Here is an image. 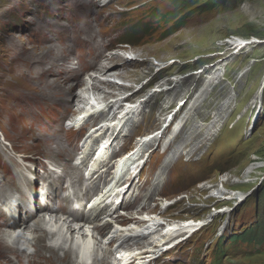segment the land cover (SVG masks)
<instances>
[{
	"label": "rangeland",
	"instance_id": "374dc122",
	"mask_svg": "<svg viewBox=\"0 0 264 264\" xmlns=\"http://www.w3.org/2000/svg\"><path fill=\"white\" fill-rule=\"evenodd\" d=\"M94 2L97 3L90 4L89 0H0V137L5 135L18 142L20 140L18 135L23 131L25 136L27 135L28 130L20 127L18 108L24 109L30 105L35 108L33 115L36 116L41 111L50 109L51 105L54 108L65 105L56 100L57 96L63 93L48 92L57 89L54 84L57 81L52 87H45L44 81L37 84L35 77L32 81L22 78L26 74V69L34 73L39 70L37 63L30 64L31 55L32 60H38L36 57L40 56L43 47H48L59 39L58 36H53V40H48L49 30L47 31L45 27L50 25V20L54 22V26L57 22L55 27H59L58 29L53 27V33L61 31L62 23L70 25L67 34L74 36L75 43L77 35L81 36L75 35L74 31L80 30V26H76L82 24L87 15L96 23V33L103 29L111 31L110 37L105 35L107 40L117 37L118 40L128 43L134 41L136 51L128 55L140 54L147 58L146 64H140L139 67L126 64L123 67L130 71L138 68L142 74L140 78L144 81L148 80L146 73L149 70L142 67L154 66L155 62L159 63L158 58L163 56L168 65L157 72L167 73L160 74V78H156V82L151 86L171 78L176 72L186 76L198 68L217 64L226 58V67L229 66L228 79L217 85L215 92L224 86V94L235 95V99L218 111V114L222 112L224 115L222 120L216 121L219 118L215 111L200 107L203 116H200L199 124L196 120L193 122V129L198 131L203 144L208 141L212 146L205 145L207 153L204 155L196 154L190 160L184 156L183 161L186 165L183 166L181 160L178 167H172L170 184L164 189L165 198L157 196L160 205L150 211V214H159L157 211H161L164 206L161 204L162 200L166 203L177 200L176 208L165 212L170 219L209 222L195 230L192 237L182 242L167 255L169 257L162 258L158 264H264V60H260L264 58V0H209L207 5L199 7L205 1L199 2L184 13L177 7V0H94ZM88 5L93 8L92 12H88L90 10ZM177 15L178 18L174 19ZM67 18L68 22L64 21ZM167 28L170 29L159 39H153ZM176 35L179 36L175 38V43L169 50H166L167 53L160 50L164 43H169L172 36ZM235 36L253 39L256 43L248 46L240 55L226 56L220 45ZM150 37L152 38L149 42H146V38ZM101 38L103 40L104 35L101 34ZM147 45L149 47H146ZM49 52L46 54L47 58L41 61L42 65L45 64L43 65L45 70L50 69L47 62L54 54L52 51ZM74 54L77 56L76 51ZM249 58L256 60L246 61ZM249 63L253 67L251 71L242 81L235 82ZM74 69L80 73L77 66ZM132 74L134 76L131 78H138L136 72L132 71ZM48 77L50 78L46 81L47 85L54 79L49 73L44 74L43 78ZM112 79L122 81L118 78ZM213 93V98H223L217 93L214 97ZM50 94L52 98L49 97ZM194 99L196 100L195 95L191 101ZM57 109L62 111L63 108ZM207 109L209 113L206 114ZM20 114H23L21 110ZM149 124L152 122L144 124L143 130L148 128ZM37 126L40 131L38 123ZM211 127L224 129L212 131ZM53 128H57L59 140L62 139L66 143L60 125L55 124ZM39 131L36 130L35 134L37 135ZM50 133L41 136L49 140L52 138ZM215 133L219 134L214 136ZM33 138L37 139V136ZM59 143H61L59 147L64 145L60 141ZM20 154L25 156L23 158L29 157ZM161 154L163 152H160ZM158 157L159 155H155L149 163L152 171L156 169ZM160 159L163 160V157L160 156ZM0 173L6 177L9 174L7 171ZM228 178L241 181V184L230 188L235 192H245L242 199L214 200L208 196V188L201 189L203 185L220 188L221 182ZM11 182L14 185L3 182L0 178V184L4 187L16 188V182ZM159 216L162 217V214ZM44 240L43 243H46ZM18 258L0 260V264L4 261L16 264H63L73 262L74 256L67 254L62 257L63 261H58L54 257L46 260L39 256Z\"/></svg>",
	"mask_w": 264,
	"mask_h": 264
},
{
	"label": "bare ground",
	"instance_id": "6f19581e",
	"mask_svg": "<svg viewBox=\"0 0 264 264\" xmlns=\"http://www.w3.org/2000/svg\"><path fill=\"white\" fill-rule=\"evenodd\" d=\"M89 3L96 4L97 2H94V0H89ZM72 6L74 7V3ZM89 8L90 10H88V12H92L93 8L91 6H89ZM68 20L69 18L65 19L64 21L68 22ZM53 24L54 22L50 20V25L45 27L47 31L49 30V35L47 36L48 40H53V36H58L59 39L48 47H43V50L41 49L42 51L39 54L40 56L36 57L38 60H32L33 57L31 55L29 59L30 64L34 65V63H37L39 70L34 73L32 71L29 72V70L26 69V74L25 76L23 75L24 77L22 78L32 81V78L35 77L36 83L38 84L39 82L44 81L43 84L45 85V87H52V84L57 81V83H54L57 89L48 91L51 94L55 91L57 93H63L62 95L57 96L56 100L60 101V104L65 105H59L57 106V108H63L65 113L71 112L73 114H76L75 117H77V114L79 113V116L81 117H79L78 119H82L86 116L87 122L91 119V117L98 118L101 116H105V112L103 110H91V108H93L94 106L104 105L105 107L113 108L115 110V108L118 109L123 104L122 100L118 98L115 99L112 97L117 95L121 96L130 92L133 96H139V99H142L139 105L136 103L138 99L125 104V107L128 109H141L139 110V112L136 110L137 113L132 112L131 110V112L133 113L132 116L135 117L136 120L132 118L129 113H126L125 123L127 124L126 129L128 130V132L124 135H117L115 137V139H117L120 144H126L127 140L131 136L139 132V127L142 124H147L149 120L154 125L163 124V122H165L164 116L165 113L167 114L168 109L170 107H173L175 103L176 105H179L183 102L181 109L184 113L180 117V119L182 120V125L176 137L171 141L165 139V148L163 154L160 155V153L156 151L152 155V157H155V155L163 157L160 170L157 171L155 175H153V180H158L156 182V187L161 190H164L170 184L169 179L172 167H178L181 160L183 162V166L186 165L183 161L184 156H187L190 160L196 154L204 155L205 153H207L205 145L209 146L210 144L208 143V141L203 144V140L199 138L198 131L193 129V122L196 120V122H198L199 124L200 116L203 114L201 108L205 107L215 111V115H218L219 118L216 121L222 120L224 115L222 114V112V115L218 114V111H220L224 106H226L227 103H231L235 99V95L226 96L224 94V86L218 92H215V87L221 84L222 81L228 79L227 75L229 71V66L226 67V58L220 61L224 64H221L219 62L211 66L210 69L203 70L202 72L197 69L189 75L181 76V73L175 71L176 73L172 75L173 77L171 76V78L164 79L162 81L157 82V84H155L154 86H151V84L156 82V80L159 79L163 73H167V71H164L163 73L157 72L160 69H164L168 65V61H164L165 58L163 56L158 58L159 63L156 64L155 62L154 66L148 67L147 65H145L144 67H142V69L147 68L149 70L146 73V78H148V80L144 81L141 80L143 78H140L142 74L139 72L138 68L136 70L133 69L130 71L128 68L123 67L126 64H134L135 67H139L140 64L144 65L147 60V58H143V56L140 54L136 56L131 54L128 55V53L136 51V45L134 41H132L131 45H124L122 48V52H119L117 54L107 53L106 51L108 50L109 46H115V43L118 41V39L117 37H113L112 40L106 39L107 35L109 37L111 36V31L109 29H103L100 30L99 33H96V23L89 15L86 16L85 21L82 22V24L76 26H80V30L74 31L75 35L81 34V36L77 35L78 41L76 43L74 42V36L72 34L71 36H68L67 34V32L70 31V25L59 23L61 25V31H59L60 33H53V27L56 26L57 22H55V26ZM55 28L58 29L59 27L57 26ZM169 29L170 28L163 30V32L157 34L153 39H159ZM101 34L104 35L103 40L101 38ZM178 36L179 35L172 36V38L169 40L170 42L164 43L160 50H162L163 52L169 50V47H171L175 43L174 40ZM151 38L152 37L146 38V42H149ZM108 41H110L111 44H109L110 42ZM255 43L256 41L253 39L247 40L240 36H235L231 40H228L224 42V44L220 45V48L225 51L226 56L228 54L240 55L245 52V49L248 46H251ZM146 47H149V45H147ZM89 48L94 49V54L89 53L87 55V58L81 61L80 53H82L83 50H87ZM232 48L233 51H231ZM160 50L159 52H161ZM235 50L236 52L234 53ZM49 51L54 52V54L52 59L47 62L50 66V69L48 68V70H45L43 69V65L45 64L42 65L41 61L44 60L43 58H47L46 54L50 53ZM75 51L77 53V56H75L74 54ZM165 53H167V51ZM255 60L256 59L253 60L252 58H249L246 61L250 62ZM260 60H264V58ZM83 65L91 66V68H94L95 72H97L98 75H94V77L90 78L91 80L95 81V84L93 85L91 91L89 88H87L88 86L84 85L82 90L78 93L77 88L83 83V81L81 79L80 73H77L74 68L75 66H77L78 71L80 72L79 68ZM246 65L247 67L244 69V64V70L235 79V82L239 83L240 81H242V79H244L253 68L250 63ZM132 71L137 73L138 78H131L134 74H132ZM46 73L52 74V76L54 77V79H52V81H50L51 83L48 85L46 84V81H48L51 76L44 79L43 77ZM216 73L218 75H213ZM103 76H106L107 78L106 88L102 86H105V84L99 78ZM112 78H118L123 82H117L115 79ZM128 89H130V91H128ZM212 93L213 96L217 93L219 94V97L223 96V98L215 99L212 97ZM51 94L49 95L50 98H52ZM194 95L196 96V100L194 99L192 100V102L191 99ZM190 101L191 106L189 107V110L188 104L190 103ZM66 105L68 107H66ZM249 105H251V103H249ZM146 108H150L151 110H145ZM251 108L252 106L249 107V109ZM205 111L207 114L208 109ZM23 116V114H19V118H22ZM140 120L142 121L139 122V125L136 127V125H134V121L136 123ZM131 121L133 122L129 126V123ZM223 129L224 127H215L214 129L212 128V131H218ZM36 130L39 131L38 126L36 127ZM60 130L64 132L68 129L63 128V125L60 124ZM40 132L41 131H39L37 135H41ZM205 132L206 135L207 131L205 130ZM215 134L214 136H217V134L219 133ZM50 135L52 138L49 140H53V143L50 146L51 149H70V145L64 143L62 139L59 140V132L57 128H54V131H52ZM92 135L96 136L98 135V133L94 132L88 137H93ZM144 136H148V134ZM171 136L173 137L172 134H169L167 137ZM38 138L39 137H37V139ZM41 139L45 140L44 136H41ZM207 139L208 135H206V140ZM210 139L214 140V138ZM145 140H147V137L142 139V141ZM59 141L64 144L62 145V147H59L61 145ZM139 141H141V138L139 139ZM137 144L138 143H135L134 147L137 146ZM80 146H89V141L86 140ZM92 146L93 145H91V147ZM211 146L212 144L210 145V147ZM76 147H79V145H76ZM61 154L62 153H60V156ZM150 156L151 153L149 154V157ZM37 161L40 162V160ZM64 165H66V162H63L62 160H60V162H58L57 164V166L61 168ZM17 171L18 172L16 173V175L18 177V181L15 185L16 188L9 189L4 187V185L0 184L1 202L8 205V202L13 203L12 199L18 197L16 200L17 202L14 204V213L10 216L9 219L10 222L8 221V223H3L0 219V227H4L0 228V260H14V258L16 257L18 258L39 256L40 258H43L45 260L46 258L54 257L58 261H63V256L67 254H72V256H74L73 262L63 264H79L77 259H80V261L90 262V264H143L147 263L145 258L147 256H151L150 252L152 249L150 247L168 246L175 239L183 237L186 234L177 236L176 238L172 239V241L165 242L172 235L178 234L183 230H186L187 233L190 232V230H194L195 232V230L199 229V227L202 226L203 223L202 221H198L195 219H170V217L165 215V212L169 208L175 209L177 200H173L168 203L162 200L161 204H163L164 206L162 207V210L160 212H157L159 214L151 213L148 217H146L147 215L143 217L142 220H137V218L135 217V220H130V222L127 224V228H122V230H120V233H118L119 239L124 238L125 235L128 236L127 238H125V240H123L120 246H118L117 248H114L113 246H104L102 241H100L97 236L93 235V237H91L89 233L84 234V232H81L80 230L76 231L74 222L78 220V216H80L79 214L65 215V212H63L60 208L56 207V205H40L39 207H37L35 204L31 205L29 202H27V189L29 188V185H27L24 180L26 173L24 172V170ZM74 178L75 182H78L81 178V173L78 172V168H76V174H74ZM240 182L241 181L239 180L235 181L233 179L228 178L227 180H223L221 182L222 187L220 188L219 186L207 187L206 185H203L201 186V189L208 188V196L212 199L214 198V200H239L245 196L243 195V193L245 192H235V190H231L230 186L239 185L241 184ZM8 183L10 185H14L11 181H8ZM53 192L54 194L59 196V191L55 193L53 189ZM58 202H62V199L59 198ZM16 214L19 215L18 218L15 217ZM50 214H52L53 216L59 215V217H56L57 228L54 232H49L44 228L46 223L45 216ZM134 214L135 213H131V215ZM161 214L162 217L159 216ZM83 216H89V212L86 211L85 215ZM0 217H4V214L1 209ZM69 217H71V219H68ZM90 224H93V222H90ZM165 227L171 228L169 229L171 235L165 236V234H161V231ZM154 235L155 237L152 238V236ZM54 236H58L57 239L60 240L58 245H52L47 242V239H52ZM192 236L193 234L191 236L184 237L185 239H183L181 242L188 240ZM150 238H152L153 240ZM148 239L150 240L148 241ZM43 240L46 243H43ZM153 243L154 245L151 246ZM118 248L120 249L115 253ZM175 248V245H172L171 247H167L166 251L174 250ZM59 251H62L63 253H59ZM2 264L16 263H9L4 261Z\"/></svg>",
	"mask_w": 264,
	"mask_h": 264
},
{
	"label": "trees",
	"instance_id": "16d2710c",
	"mask_svg": "<svg viewBox=\"0 0 264 264\" xmlns=\"http://www.w3.org/2000/svg\"><path fill=\"white\" fill-rule=\"evenodd\" d=\"M199 7L202 5H207L209 0H177V7H180L182 9L181 13H184L185 10L192 8V6L198 4L199 2H203ZM179 15L175 16L174 19H177Z\"/></svg>",
	"mask_w": 264,
	"mask_h": 264
}]
</instances>
